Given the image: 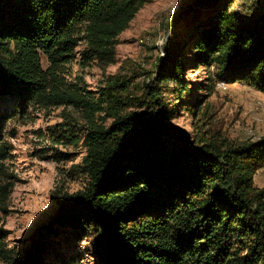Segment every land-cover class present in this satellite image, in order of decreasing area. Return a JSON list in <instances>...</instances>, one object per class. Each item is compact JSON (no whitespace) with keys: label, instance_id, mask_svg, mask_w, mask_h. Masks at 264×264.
I'll return each mask as SVG.
<instances>
[{"label":"trees","instance_id":"trees-1","mask_svg":"<svg viewBox=\"0 0 264 264\" xmlns=\"http://www.w3.org/2000/svg\"><path fill=\"white\" fill-rule=\"evenodd\" d=\"M147 1L0 0V94L18 109L71 105L89 123L82 139L87 182L54 197L51 226L88 237L104 264H264V187L254 182L264 136L235 140L174 125L159 80L169 71L177 78L184 67L176 48L165 54L171 70L161 63L133 110L127 79L108 76L105 99L97 101L61 76L79 42L86 62L113 63L118 35ZM232 1H205L206 13L192 25L194 61L226 84L264 92V8L252 17L229 8ZM98 111L108 125L95 122ZM10 186H0L2 205ZM1 222L0 264H43L51 226L35 232L20 255L7 247Z\"/></svg>","mask_w":264,"mask_h":264},{"label":"rangeland","instance_id":"rangeland-1","mask_svg":"<svg viewBox=\"0 0 264 264\" xmlns=\"http://www.w3.org/2000/svg\"><path fill=\"white\" fill-rule=\"evenodd\" d=\"M205 1L148 0L118 35L113 63L101 67L96 59L86 62L85 44L79 42L61 69L63 80L99 101L105 99L101 90L107 77L118 75L129 80L125 95L133 97L129 107L133 110L143 100V84L155 78L161 63L171 70L173 60L165 59V54L172 45L184 67L177 68V78L169 71L159 80L162 100L172 112L171 122L192 134L210 130L235 140L262 138L264 92L226 84L217 79L213 67L194 61L192 25L206 13ZM229 8L253 17L264 8V0H233ZM42 65H48L44 57ZM85 115L71 105L30 103L18 109L11 95L0 94V186L11 184L3 204L6 211L0 209V216L7 247L20 255L35 232L45 235L51 226L58 208L54 197L71 195L87 182L82 163L86 155L82 139L89 128ZM94 120L108 125L111 119L98 111ZM254 182L264 187V166ZM51 230L46 233L43 264H104L88 237H77L55 225Z\"/></svg>","mask_w":264,"mask_h":264},{"label":"built area","instance_id":"built-area-1","mask_svg":"<svg viewBox=\"0 0 264 264\" xmlns=\"http://www.w3.org/2000/svg\"><path fill=\"white\" fill-rule=\"evenodd\" d=\"M224 88H229V86H224Z\"/></svg>","mask_w":264,"mask_h":264}]
</instances>
